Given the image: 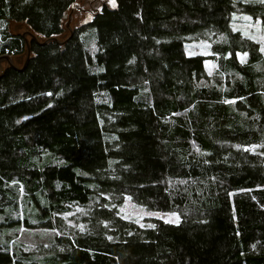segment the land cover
Wrapping results in <instances>:
<instances>
[{
    "label": "trees",
    "instance_id": "1",
    "mask_svg": "<svg viewBox=\"0 0 264 264\" xmlns=\"http://www.w3.org/2000/svg\"><path fill=\"white\" fill-rule=\"evenodd\" d=\"M76 1L0 0V55L38 38L0 76V264H264V56L231 30L264 3L116 0L45 43Z\"/></svg>",
    "mask_w": 264,
    "mask_h": 264
},
{
    "label": "rangeland",
    "instance_id": "2",
    "mask_svg": "<svg viewBox=\"0 0 264 264\" xmlns=\"http://www.w3.org/2000/svg\"><path fill=\"white\" fill-rule=\"evenodd\" d=\"M114 2L116 4V0H114ZM75 4L80 9L77 6L73 10L70 9V11L67 13V18L65 20V25H66V23L69 20V14L72 10L71 15H70V22L68 23L69 27L67 24V27L70 30L88 22L96 13L100 12L104 6L113 8L112 5L109 3V0H77ZM81 9H85V10H81ZM245 17H250L251 19H246ZM257 21H259V24H257ZM67 27L65 26V33L63 36L59 37V40H63L69 35L70 32ZM234 28L236 29L235 31L233 30ZM11 29H12V33L16 35L17 34L22 35L24 32L30 33L29 29L25 25H21V24H13ZM231 30L234 32H241L247 37H256V39H251V40L256 42L261 49V43L258 41L260 40V38L264 37V25L262 24L260 19H256L252 17L251 15L244 14V13H234L232 15ZM26 38L28 42L30 43L31 36L26 35ZM203 43H206V42H200V43L189 45L188 51L190 53L201 54V55L208 57L209 60L207 61V65H208L207 68H208V71L211 72V74H213L215 73L217 64L215 63L214 60L210 59V57L214 55V53L212 52V45L210 43H206L207 45H209V47H203V46L198 47L197 46V45H202ZM205 53H208V54H205ZM261 53L264 56V52L261 51ZM240 57H244L245 59V56H240ZM11 58H12L14 65L18 68H21L24 65L25 60L27 58V51L21 56L11 55ZM213 65L215 67H212ZM0 67L3 73L4 70L9 67V64L6 60H3L0 62ZM122 212L126 218L137 221V222L143 220L145 217L155 216V215H147V213L149 212H146L145 210L140 209V207L135 206L130 200H127L124 203L122 207ZM169 219L172 222L177 221V218L175 216H171L169 217Z\"/></svg>",
    "mask_w": 264,
    "mask_h": 264
},
{
    "label": "water",
    "instance_id": "3",
    "mask_svg": "<svg viewBox=\"0 0 264 264\" xmlns=\"http://www.w3.org/2000/svg\"><path fill=\"white\" fill-rule=\"evenodd\" d=\"M76 4L74 5V7L72 8V10L74 9V8H76ZM78 7V6H77ZM79 8V7H78ZM80 9V8H79ZM72 10H71V12H72ZM81 10H85V9H81ZM71 12H70V14H69V20H68V22L66 23V27H67V24L70 22V15H71ZM67 18V16L65 17V19ZM68 27H69V24H68ZM67 27V28H68ZM69 29V28H68ZM69 32L71 33V35H72V32H73V29L72 30H70L69 29ZM23 37H24V39H25V41H26V44H27V47H28V51H27V58H26V60H25V63H24V65L22 66V68H18V67H16L15 65H14V63H13V61H12V58H11V55H9V54H3V55H0V62L1 61H3V60H6L7 62H8V64H9V67L10 68H15V69H18V70H23L25 67H26V65H27V62H28V60L30 59V56H31V50H30V47H29V42H28V40H27V38H26V35H30L31 36V40H36V41H38V38L36 37V36H34L32 33H29V32H24L23 34ZM52 41H55V42H58V43H61L60 42V40L58 39V38H51V39H49V40H47L45 43H48V42H52ZM2 75V70H1V67H0V76Z\"/></svg>",
    "mask_w": 264,
    "mask_h": 264
},
{
    "label": "snow or ice",
    "instance_id": "4",
    "mask_svg": "<svg viewBox=\"0 0 264 264\" xmlns=\"http://www.w3.org/2000/svg\"><path fill=\"white\" fill-rule=\"evenodd\" d=\"M109 3L112 5V7H116V4H115V2H114V0H109ZM260 3H264V0H260ZM246 19H251L250 17H245ZM257 24H259V21H257ZM234 31L236 30L235 28L233 29ZM250 39H256V37H249ZM258 42H260L261 43V51L262 52H264V37H262V38H260V40L258 41ZM198 47L199 46H203V47H209V45H207L206 43H203L202 45H197ZM192 54H194V53H192ZM205 54H208V53H205ZM247 54L245 53V56H246ZM131 62V61H130ZM241 62H244L243 61V57H241ZM206 66H208L207 65V62H206ZM212 67H215L214 65L212 66ZM209 75H211V72H209ZM48 95H51V93H49ZM235 101H225V103H234ZM237 147H239V146H237ZM256 146L255 145H253V146H251V148L250 149H245L246 151L247 150H254V148H255ZM130 199V198H129ZM147 215H155V213H151V212H149V213H147ZM172 215L173 216H177V214L176 213H172ZM177 219H178V216H177ZM154 227V226H153ZM81 230H83V228L81 227ZM53 231H55V229H53ZM109 239H111V237H109Z\"/></svg>",
    "mask_w": 264,
    "mask_h": 264
}]
</instances>
